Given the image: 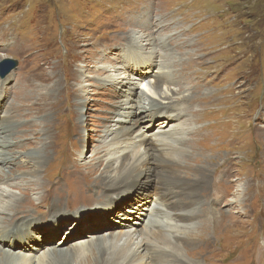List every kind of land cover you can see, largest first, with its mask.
I'll return each mask as SVG.
<instances>
[{
    "label": "rangeland",
    "instance_id": "obj_1",
    "mask_svg": "<svg viewBox=\"0 0 264 264\" xmlns=\"http://www.w3.org/2000/svg\"><path fill=\"white\" fill-rule=\"evenodd\" d=\"M153 1L162 9L155 6ZM153 1L0 0V35H4L0 39V66L7 59L17 63L5 76L0 72V87L5 93L9 111L6 116L8 120L1 125L13 120L22 123V142L17 141L23 146L21 151L28 147H31L28 148L31 151L38 149L41 137H45L49 131L53 132L42 145L48 148L49 156L38 174L45 182L39 191L48 203H40L41 195L35 198L29 192L25 197V208L11 212L2 220L6 228L14 231V236L9 239L11 251L35 254L38 258L53 245L66 247L75 241L89 240V236L100 234L96 231L101 222L86 221L88 224L84 225L80 221L77 226L60 227V237L55 239L57 231L54 223L61 218L72 221L74 215L78 214L93 218L101 215H95L98 212L112 211V220L109 217L108 225L121 222L126 225L134 223L138 228L142 226L143 211L150 198L151 188H145L146 191L142 188L146 183L143 182L146 175L140 179L126 180L109 190L105 185L92 184L91 178L96 175L98 168V171L101 169L102 161L98 159L95 165H91V159L93 151L103 146L105 129L116 116L125 90H129L128 85H131L135 98L146 94L155 102L167 103L163 97L150 91V85L157 78L158 61L162 57L168 63L166 71L174 70L182 62L200 61L195 68L202 73L200 78L209 84L206 91L221 95L213 99V103L209 102L212 107L208 106L209 113L202 123L192 127H207L222 118L226 119L223 127H230L237 132L236 145L233 146L237 155L230 152L228 146L219 145V141L207 137L202 141L199 135H194L182 153L190 160H195L193 153H196L198 164H187L184 170H175L174 175L166 168L170 176L165 178L169 181L168 185L171 178L178 179L180 182H176L180 184L176 186L179 196H184L188 207L195 208H189L188 219L194 218L198 222L194 235L197 237L194 239L197 253L186 254L184 248V259L196 262L195 258L201 255L206 263L212 264H224L227 261L231 264H264V162L259 163V155L264 148V0ZM160 1L165 4L162 6ZM167 10L171 12L172 18H169ZM183 19H187L186 34L175 22ZM139 32L146 35L140 38L139 43H135L132 37ZM148 34L152 37L151 42L147 40ZM17 40L29 45L27 54L10 50ZM149 42L151 46L163 42L159 52L161 57L152 58L151 54L142 50L150 45L142 46L141 43ZM131 48L137 57L141 55L140 60L148 64L147 72H144L147 75L137 83L134 80L138 79L130 80L123 86L124 90L118 88L116 94L107 92L104 86L111 74L117 75L120 80H126L124 75L133 77L144 74V70L130 58ZM187 66L195 74L191 66L179 65L181 70ZM147 78H152L150 84ZM171 90H177V87L171 84L165 89L168 94ZM186 94L188 90L185 89L177 96ZM200 100V108L206 110L207 103L203 102V98ZM68 101L74 111L70 117L72 129H68L60 118L65 113ZM0 115H5L4 110ZM126 124L129 126L128 122ZM156 130V126L150 128L146 132L148 137H152L151 134ZM175 131L178 132L179 128L171 132ZM66 137L75 142L74 146L79 151L84 149L82 158L79 153L76 155L81 171L76 167L70 168L66 163ZM146 146L149 148L150 144ZM149 152L152 153L150 148ZM152 155V163L161 164L162 159ZM207 161L210 162L209 167ZM203 163L204 170L207 167L208 170L201 177L195 173ZM55 165H58L57 171L54 170ZM90 166H96L95 174H89L91 171L87 169ZM20 168L24 170L28 166L21 165L15 172L20 171ZM250 173H255L251 180L258 184L260 191L251 187L245 192L244 184L238 183V176ZM176 175L179 176L176 178ZM210 175L215 184L214 190H208L203 184L206 181L205 185H209ZM257 175L261 177L258 180ZM140 188L145 191L143 201L135 209L126 206L120 209L119 216L114 214L111 206L123 199L128 200V194L138 192ZM227 188L233 191L230 198L225 194ZM30 189L38 190L33 185ZM60 192H63L61 199L56 196ZM213 197L218 198L213 208L218 214L208 220L202 208L206 203H212ZM200 199L202 207L197 209ZM131 205H135L134 201H131ZM232 206L234 208H230ZM170 208L173 209L172 206ZM129 211L133 212L130 214ZM206 215L211 217L209 211ZM112 229L115 228H109ZM231 235L234 239H231ZM258 237L259 242L262 241L260 246L254 240ZM72 238H75L74 241L63 243L64 239ZM227 242L246 246L251 243L252 250L226 251ZM29 248L31 250L27 251ZM251 252L254 262L249 257ZM53 257L59 259L54 255L51 256L52 260ZM65 258L70 264V257Z\"/></svg>",
    "mask_w": 264,
    "mask_h": 264
},
{
    "label": "bare ground",
    "instance_id": "obj_2",
    "mask_svg": "<svg viewBox=\"0 0 264 264\" xmlns=\"http://www.w3.org/2000/svg\"><path fill=\"white\" fill-rule=\"evenodd\" d=\"M153 3L155 6L162 9L157 2L153 1ZM160 3L162 6L165 4L163 1H160ZM168 12L170 13L169 18H172L171 12ZM175 22L180 26L183 34H186V31H188L186 27L187 19L176 20ZM173 26L178 28L175 23H173ZM145 35L146 34H144V32L141 34L139 32L134 35L132 39H134L135 43H139L140 38L145 37ZM3 37L4 35H0V39ZM146 37L148 38L147 40L151 42V35L148 34ZM150 42L141 43V45H150ZM163 42L155 45L153 43L154 46L150 45V47L145 46L142 50L151 54L152 58L157 56L161 57L162 55L159 52ZM29 49L30 47L28 44L18 40L14 43L13 47L10 48L11 51H16L22 55L27 54ZM132 50L134 49L131 48V52L129 54L132 62L139 68L143 69V73L147 72L148 64L140 60L141 58L139 57H141V55L137 57L136 53ZM158 63V70H156L157 78L154 84L151 83L153 85H150V91L155 95L163 97L162 99L167 100V103H162L161 101L155 102L153 101L155 99H151L150 96L146 94L135 98L130 87L131 85H128L127 88L129 90H125V97L119 105V110L117 111L116 116L111 120L112 123L105 129V138L103 139L104 144L103 146H100V148L93 151L91 159V165L94 163L96 164L98 159L102 161L100 163L102 166L101 169L98 171L99 168H96V175L91 178L92 184L99 183L101 186L105 185L109 190L112 189L113 186L123 183L126 180L130 181L133 178L140 179L142 175H146L143 180V182L146 183L142 188H144V190L149 186H151V188L149 193L150 198L146 201V209L143 211L144 223L139 228L134 226V223L126 225L118 222L119 224L108 225L109 217L112 220V211H104L103 213L98 212L95 215H101L93 218H88L86 215L78 214L74 215L73 218L75 219L72 221L61 218L54 223L55 230L57 231L54 235L55 239L56 237H60V233L58 231L63 226H77L80 221L84 225L88 224L86 221H89V223L94 221L101 222L99 228H97L98 231H96L100 234L89 236V240L81 239L75 241L66 247H60L57 244L53 245L51 248H48V252L40 254L38 258H36L35 254L19 251L13 252L10 250L9 247L11 245L9 239L14 236V231L6 228V226L3 225L2 220L10 215L11 212H17L20 209L25 208V197L29 194V192H32V196L35 198H38L41 195L40 203H48L46 197H43L42 192L40 193L39 191V189H42L41 187H43L45 182L41 180V177H39L38 174L42 166L48 162L47 159L49 156L48 148L43 147L42 145L48 140V136H50L53 132L49 133V131L45 137H41V146L39 148L37 147L38 149L31 151L28 150V148L31 147H28L27 149L21 151L23 146H21L17 141L22 142L21 139L23 137H21V132L24 131V129L21 128L22 123H18L13 120L9 123L1 125L5 122V120H8V118L6 119V116L9 111L6 106L5 93L0 87V112L4 110L5 113L3 117L0 115V264H69L66 262V256L70 257V264H199V262L200 264H212L211 262L206 263L205 259L201 258V255L195 258L196 262L184 259V248L186 254L189 253L192 255L197 253V247L194 243V239L197 237H194V235L198 222L193 220L194 218L192 220L188 219L187 216L189 214V208L191 210H194L195 208L193 206L188 207L184 196H179V193L177 192L178 186H176V184H180L177 183L180 182L178 179L174 180V178H169L170 185H168L169 181L165 178H168L169 173L166 168H168L170 173L174 175L175 170H184L188 167L187 164L193 165L194 163H197L196 159L198 156L196 153H193L195 160H190L189 157V159H186L182 153L187 146V143L192 140L194 135H199L202 141L206 137L207 139L209 138L214 141H219V145L228 146L230 148L229 151L234 152L237 155V151L233 148V146L236 145L237 132L235 129H231L230 127H223L222 124L226 119L224 120L222 118L207 127H192L194 124L202 123L205 119V116L209 113V107H212L209 102L213 103V99L221 96L220 94L215 95L206 91V87H208L209 84L205 83L202 78H200L202 73L200 70L197 71V68H195L200 64V61L190 60L189 62L181 63L182 65L186 64L191 66L195 74L188 66L187 68L181 70V67H179L181 64L177 65L174 70L166 71L168 63L166 64V61L162 60V57ZM202 63L203 62H201V65ZM146 75V73L142 74V76L138 75L133 77L124 75L126 76L124 77L126 80H120L117 79V75L111 74L106 78V85L104 88L107 92L112 91V93L116 94L118 92L117 89L120 88L121 91L124 90L123 86L130 80L138 79L134 80L136 81L135 83H137V81ZM151 79L152 78L146 79L149 80V84ZM171 84H174L177 87V90H171L172 92L168 94L165 89H168V85ZM118 85L122 86L118 87ZM185 89L188 90V94L178 97L177 95L181 94ZM200 98H203V102L205 101V103H207L206 110L200 108ZM195 107H199V109L196 110ZM194 112L196 113L195 115H193ZM73 113V108L68 101L65 113L60 116L61 121L64 122L68 129L73 128L71 127L73 124L70 123V117ZM126 122L129 123V126ZM44 125H46V122ZM228 125L229 124L227 123V126ZM153 126H156L157 130L151 134L152 137L149 136L151 141L148 143L149 137L146 132ZM176 128H179L178 132H171L172 130H176ZM45 131L46 129L40 131V134ZM222 131L224 132L223 134ZM113 133L115 134L110 138V135ZM55 136L53 138H55ZM258 136H260V133H258ZM74 144L75 142H73L70 137H66L68 154H65L67 157L65 160L70 168L74 169L76 167L79 171H81L79 160L76 155L79 153V157L81 156L82 158L84 149L82 148L79 151L78 148H75ZM148 144H150L149 148L151 152L155 156L158 155L159 158L162 159L161 164L156 162L152 163L151 160L153 155L149 152L148 146H146ZM216 145H218V143H216ZM187 151L189 150H186V152ZM178 156L181 161L178 159ZM183 159H185V162H183ZM259 159V163L264 162V148L259 155ZM56 162L59 164V161L56 160ZM207 162L209 167L210 162ZM21 165L28 166V169L23 170L20 168V171L15 172V170ZM56 166L58 165H55V171H57ZM90 167V169H87L91 171L89 174H95L94 170L96 166ZM207 170H204L203 163L201 167L196 169L197 173L195 174L201 175L202 177ZM229 172L233 175V172L230 169ZM260 173L261 172H258V174ZM253 174L255 173L238 176L240 179L238 183L244 184L243 191L247 192L251 187L260 191L257 187L258 184L256 185V183L251 180L254 177ZM178 176L179 175H176L175 177L177 178ZM260 178L261 177L259 175L256 176L257 180ZM173 184L175 186L174 189H172V187H174ZM203 184L208 190L213 189V186L215 185L211 175L209 177V185H205L206 181L203 182ZM31 185H33V187L35 186L38 190H31ZM144 190L142 191L140 188L138 192L128 194V200L123 199L119 202H115L111 206L114 214L118 215L120 209L126 206H133L132 209H135L136 205L143 201L144 193L146 191ZM225 191L227 198H230L233 191H229L228 188L225 189ZM172 193H174L173 196ZM223 193L224 192H222V194ZM73 195L74 193L72 196ZM152 195L153 199L151 200ZM56 196L59 199L63 198V192H60ZM223 197L224 196H222V198ZM201 199L197 203V209L202 207ZM131 201H134L135 205H131ZM217 203L218 198L213 197L212 203L210 201L202 208V212L206 216V219H213L218 214L215 209L213 210ZM170 206H172L173 209H171ZM234 206L230 208H234ZM208 211L210 212L211 217H208V214L206 215ZM132 212L133 211H129L128 213L131 214ZM219 213H221V211ZM110 227H114L115 229L109 230ZM178 230H181V232L178 233ZM221 235L222 234L220 233L219 237H221ZM55 239L51 241H54ZM74 239L75 238L64 239L63 243L72 242ZM231 239H234L232 235ZM254 240L259 246L262 241H264L263 239L259 242V237ZM182 243L185 244V247ZM187 245H189L188 248ZM251 246V243L246 246L229 244L227 242L226 248L228 249L226 251L234 252L238 249L241 251H251ZM30 250V248L27 249V251ZM54 255H56L59 259L55 260L53 257L54 260H52L51 256ZM60 257L64 258L60 259ZM249 257L252 259V252ZM224 264H231V262L227 261ZM254 264L258 263L254 262Z\"/></svg>",
    "mask_w": 264,
    "mask_h": 264
},
{
    "label": "water",
    "instance_id": "obj_3",
    "mask_svg": "<svg viewBox=\"0 0 264 264\" xmlns=\"http://www.w3.org/2000/svg\"><path fill=\"white\" fill-rule=\"evenodd\" d=\"M17 63L13 59H7L1 66H0V72L2 76H5L8 74L12 69L16 67Z\"/></svg>",
    "mask_w": 264,
    "mask_h": 264
}]
</instances>
